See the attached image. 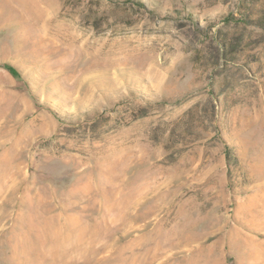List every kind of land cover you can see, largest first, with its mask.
<instances>
[{"label":"rangeland","instance_id":"obj_1","mask_svg":"<svg viewBox=\"0 0 264 264\" xmlns=\"http://www.w3.org/2000/svg\"><path fill=\"white\" fill-rule=\"evenodd\" d=\"M11 5L0 264H264V0Z\"/></svg>","mask_w":264,"mask_h":264},{"label":"bare ground","instance_id":"obj_2","mask_svg":"<svg viewBox=\"0 0 264 264\" xmlns=\"http://www.w3.org/2000/svg\"><path fill=\"white\" fill-rule=\"evenodd\" d=\"M32 1V0H31ZM30 0H0V6L1 7H3V8H5V9H9L10 8V6H12L11 4L12 3H19L21 6H23V7H25V9L27 8H29L28 6V3H30L31 2ZM36 2V1H35ZM32 4H33V2H32ZM19 5V6H20ZM35 5V4H34ZM32 6V5H31ZM18 9V8H17ZM16 9V10H17ZM21 9H23V8H21ZM24 10V9H23ZM22 10V11H23ZM31 10V9H30ZM28 11H29V9H28ZM2 15V14H1ZM4 17H6V16H3L2 15V19L5 21V19H7V18H4ZM262 159H261V164H262V166H261V168H259L260 170V173H262V174H264V155L261 157ZM55 221V220H54ZM53 222V221H52ZM48 224V223H47ZM54 224H55V222H54ZM57 224V223H56ZM38 226V225H37ZM40 226V225H39ZM49 226V225H48ZM60 227V226H59ZM42 228V227H41ZM49 228V227H48ZM55 230H57L55 227H53ZM52 228V229H53ZM39 229V228H38ZM45 229H46V227H45ZM54 229H53V232H54ZM47 230V229H46ZM49 230V229H48ZM51 230V229H50ZM48 233H50L49 231H48ZM69 233V232H68ZM44 234V233H43ZM39 234L38 235V237L36 238V241H34L33 243H31V244H34L33 246H31V244H30V242H26V251H25V253L26 252H28L26 255L27 256H29L30 254H29V252H32V251H34V250H38V252H40V254H41V252L42 251H39V250H42L44 247H47V245L48 244H51L52 243V245H50L51 246V248L53 247L54 249H53V251H55V252H58V250L60 249V247H62L61 245H60V243H61V241H60V239H59V237H57V235L55 234L54 236H53V233H51V235L50 234ZM58 235H59V233H57ZM69 236H70V233H69ZM60 237H61V235H60ZM40 248V249H39ZM42 248V249H41ZM45 252V251H44ZM60 252V251H59ZM58 252V253H59ZM29 254V255H28ZM35 255L36 254V252L34 253H32V255ZM26 255H23V258H21L22 260H21V264H43V260L45 259H42L41 257H39V258H37V255H36V258L33 260V259H30V257L29 258H26L25 256ZM38 256H40V255H38ZM31 258H33V257H31ZM20 259V258H19Z\"/></svg>","mask_w":264,"mask_h":264}]
</instances>
